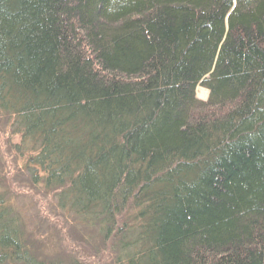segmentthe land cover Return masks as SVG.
Masks as SVG:
<instances>
[{
	"label": "trees",
	"instance_id": "1",
	"mask_svg": "<svg viewBox=\"0 0 264 264\" xmlns=\"http://www.w3.org/2000/svg\"><path fill=\"white\" fill-rule=\"evenodd\" d=\"M2 117L109 264H264V0H0ZM1 187L0 264L59 263Z\"/></svg>",
	"mask_w": 264,
	"mask_h": 264
},
{
	"label": "rangeland",
	"instance_id": "2",
	"mask_svg": "<svg viewBox=\"0 0 264 264\" xmlns=\"http://www.w3.org/2000/svg\"><path fill=\"white\" fill-rule=\"evenodd\" d=\"M196 96L205 100L208 91L196 86ZM7 120L0 118V185L11 201L24 238L36 253L58 260L57 264H109L104 247L94 231L79 224L70 214L56 209L51 194L33 186L21 159L9 146L18 137L8 131ZM91 244L97 249L91 248ZM99 245V246H98ZM38 254V255H39Z\"/></svg>",
	"mask_w": 264,
	"mask_h": 264
},
{
	"label": "water",
	"instance_id": "3",
	"mask_svg": "<svg viewBox=\"0 0 264 264\" xmlns=\"http://www.w3.org/2000/svg\"><path fill=\"white\" fill-rule=\"evenodd\" d=\"M234 5H235V2H233V7H234ZM233 7H232V9H233ZM232 9H231V10H232ZM229 13H230V10H229L228 14H229ZM228 14H227V15H228Z\"/></svg>",
	"mask_w": 264,
	"mask_h": 264
}]
</instances>
